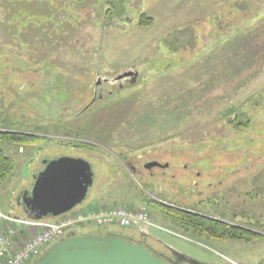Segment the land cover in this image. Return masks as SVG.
<instances>
[{
	"label": "rangeland",
	"instance_id": "1",
	"mask_svg": "<svg viewBox=\"0 0 264 264\" xmlns=\"http://www.w3.org/2000/svg\"><path fill=\"white\" fill-rule=\"evenodd\" d=\"M126 69L139 71L134 87L82 111L98 77ZM0 126L46 137L3 145L15 168L0 182L1 214L25 216L17 200L43 158L72 156L94 179L69 212L143 209L151 240L253 264L258 243L201 239L147 201L257 218L242 194L264 182V0H0ZM85 224L78 234L99 229Z\"/></svg>",
	"mask_w": 264,
	"mask_h": 264
},
{
	"label": "water",
	"instance_id": "2",
	"mask_svg": "<svg viewBox=\"0 0 264 264\" xmlns=\"http://www.w3.org/2000/svg\"><path fill=\"white\" fill-rule=\"evenodd\" d=\"M138 70L126 69L113 78L98 77L115 83L126 78L135 80ZM43 168L33 174L29 189L18 203L33 219L57 217L80 204L93 183V172L87 161L72 156L43 158ZM159 165L148 163L145 167ZM30 264H168L151 254L144 246L125 240L123 231L71 233L52 244Z\"/></svg>",
	"mask_w": 264,
	"mask_h": 264
},
{
	"label": "flooded vegetation",
	"instance_id": "3",
	"mask_svg": "<svg viewBox=\"0 0 264 264\" xmlns=\"http://www.w3.org/2000/svg\"><path fill=\"white\" fill-rule=\"evenodd\" d=\"M137 70V69H135ZM140 75L135 80H132L131 78H126L121 81H117L115 83H109L102 81L99 84H95L94 90H93V97L91 102L89 103L88 106H84L82 111L90 109V106H92L95 102L102 101L103 99H109L110 97H114L115 94L119 93L123 88L125 87H134L139 79ZM126 165V164H125ZM44 165L41 166L40 169L43 168ZM128 171H136V166H134L131 163H128L126 166ZM160 167V165H159ZM166 167V166H165ZM263 187L261 188H250L246 189L245 192L242 194L245 196V202L247 212H250L248 216L254 215L257 217L255 220H249L245 221L244 219L238 218V214H235L231 216L232 220H227L224 217L217 216L215 215H210L206 214L205 212L199 213V215L209 218L212 220V222L218 223L220 225H224L225 227L228 228V233L227 236H224L223 233L219 234L217 237H207L208 239H212L215 241L219 242H226V241H232L236 243H245L248 245H255V243L259 244V248H250L251 252V258H255V261L253 264H264V210L263 213H260L261 219L257 216V212L254 210V202L252 197H258V201L264 200V182H263ZM89 190V187H88ZM87 190V193H88ZM230 192V191H228ZM259 192V193H258ZM86 193V196H87ZM86 196L83 198V200L86 198ZM209 202L213 203V206H216L218 203L217 200H211V198H207ZM221 200H224V204L227 205L228 200L222 198ZM257 201V200H256ZM257 201V202H258ZM184 211L187 212H195L190 209H183ZM245 210V209H241ZM203 211V210H202ZM197 214V212H196ZM112 228L109 229H104L103 231H123L124 233V238L127 241H130L134 244H139L144 246L151 254L155 255L156 257L164 260L168 264H249V263H243L240 260L238 261L237 257L232 258L227 256L226 254L219 253L217 251V254L222 255V258H217V255L211 254L209 252L206 253L205 256H194L185 252H181L180 250L175 249L172 246L163 244L161 241H159L156 238H152L151 240V235L149 233H144L140 231H135L132 228H127V229H121L118 228L117 226H111ZM104 228V227H103ZM204 236V235H202ZM200 238V236H199ZM207 239L204 237H201V239ZM262 251L260 253V256H257V252ZM254 254V255H253ZM224 255V256H223Z\"/></svg>",
	"mask_w": 264,
	"mask_h": 264
},
{
	"label": "built area",
	"instance_id": "4",
	"mask_svg": "<svg viewBox=\"0 0 264 264\" xmlns=\"http://www.w3.org/2000/svg\"><path fill=\"white\" fill-rule=\"evenodd\" d=\"M0 217L9 219L1 214ZM21 226L34 229L22 245L10 250L9 231L0 233V264H27L48 244L60 239L64 233L79 224L93 223L98 226L117 224L122 228L139 226L145 230L153 225L150 216L143 209H129L125 206L111 208L82 209L62 216L55 222L16 220Z\"/></svg>",
	"mask_w": 264,
	"mask_h": 264
},
{
	"label": "trees",
	"instance_id": "5",
	"mask_svg": "<svg viewBox=\"0 0 264 264\" xmlns=\"http://www.w3.org/2000/svg\"><path fill=\"white\" fill-rule=\"evenodd\" d=\"M151 22V18L143 16L141 17L139 24L150 25ZM45 139L46 137L43 135L13 130L0 126V182L8 179L12 175L15 168L14 160L5 152L3 145L12 144L39 147ZM147 204L156 208L157 212L165 218H169L170 220L177 222V224L185 229H191L198 234L207 237H217L221 233H223L224 236H227L228 228L224 225L212 222L209 218L193 212H187L182 209L174 208L154 200L147 201Z\"/></svg>",
	"mask_w": 264,
	"mask_h": 264
},
{
	"label": "crops",
	"instance_id": "6",
	"mask_svg": "<svg viewBox=\"0 0 264 264\" xmlns=\"http://www.w3.org/2000/svg\"><path fill=\"white\" fill-rule=\"evenodd\" d=\"M1 210V209H0ZM6 214V213H5ZM8 215V214H6ZM21 219H33L28 217L26 214ZM41 221H51L55 220L54 217H44L40 219ZM17 225L10 224V222L6 221L5 219L0 218V233L9 231V242H10V250L14 251L15 249L19 248L22 243L25 241L26 237L30 234H33L34 229L30 228L29 226H21V223L16 222ZM15 228H14V227ZM93 227V226H89ZM97 228V227H96Z\"/></svg>",
	"mask_w": 264,
	"mask_h": 264
}]
</instances>
